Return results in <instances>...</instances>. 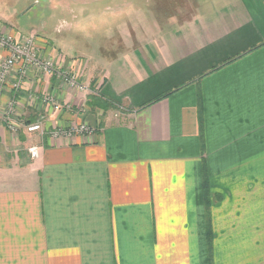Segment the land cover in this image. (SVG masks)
Returning <instances> with one entry per match:
<instances>
[{
    "label": "crops",
    "instance_id": "0c3cea01",
    "mask_svg": "<svg viewBox=\"0 0 264 264\" xmlns=\"http://www.w3.org/2000/svg\"><path fill=\"white\" fill-rule=\"evenodd\" d=\"M149 5L99 60L36 43L84 90L34 66L0 89V264H264V0ZM91 84L115 106L95 133L42 143L1 121L68 126L39 96L78 105Z\"/></svg>",
    "mask_w": 264,
    "mask_h": 264
},
{
    "label": "rangeland",
    "instance_id": "374dc122",
    "mask_svg": "<svg viewBox=\"0 0 264 264\" xmlns=\"http://www.w3.org/2000/svg\"><path fill=\"white\" fill-rule=\"evenodd\" d=\"M150 12L149 0H0V40L11 38L17 44L29 41L27 45L31 46L30 50L45 62L48 61L40 54L35 46L36 43L44 45L46 49L54 53L65 54L70 59H80L78 62H81L82 56L99 60L100 50L105 51L106 46L109 50L118 39L123 38V35H132L129 31L130 28H136L139 24L145 25ZM132 33L136 34L138 31L134 30ZM0 48L3 51L0 53V60L3 62L9 52L2 46ZM51 64L54 69L50 72L43 71L44 74L53 78H56L55 73L58 71L71 74L65 71L67 69ZM19 66L20 64H17L14 67ZM5 84L6 82L3 86ZM17 89L20 91V88ZM85 94L83 103H78L79 106L59 102L50 94L39 96L43 104L51 107L53 113L65 114L73 121L65 127L53 125L47 129L45 125L47 111L30 113V122L27 123H41L43 133L32 132L39 136V142L44 141L47 136L54 138L52 132L58 129L77 130L82 125L86 130L78 132L76 135L84 136L87 135V132L95 133L98 126L90 125L87 122L88 118L94 117L100 121L109 113L115 112L112 103L109 104L107 101L108 106L103 101H97L102 98L98 96L96 86L94 87L92 84L91 87L87 86ZM96 98L98 99L96 100ZM55 105L59 107L55 109ZM12 115L15 118L14 111H12ZM83 117L85 120L82 119ZM24 121L23 123H26L25 118ZM3 125L6 126L4 121ZM22 129L26 131L21 126L15 133L19 134ZM31 146L33 145L31 144Z\"/></svg>",
    "mask_w": 264,
    "mask_h": 264
},
{
    "label": "built area",
    "instance_id": "2783aa9c",
    "mask_svg": "<svg viewBox=\"0 0 264 264\" xmlns=\"http://www.w3.org/2000/svg\"><path fill=\"white\" fill-rule=\"evenodd\" d=\"M28 43L17 44L13 42L11 38H4L0 40V46H2L4 49H7L9 52V55L3 62H1L0 60V88H2L3 84L9 78L8 76L10 75L11 70L17 64H20L19 67L21 68V75L24 73V71H26V68L28 66H34L41 72H50L54 69L50 62L40 60L39 57L33 51L30 50L31 46L27 45ZM55 76L61 82H64L68 87L84 90L83 86L79 84L78 79L74 74H65L58 71L55 73ZM13 87L16 89L19 88L20 82L16 80L13 83ZM58 107V105H55V109H57ZM3 121L7 124L8 129H10L12 132H17L18 129L23 126L25 130L29 133L35 131H39V133L41 134L43 133L41 130L40 122L20 124L21 122L13 118L12 109L7 110L3 114ZM85 130L86 129L84 125L80 126L77 130L58 129L57 131L52 132V137H54L55 139H70L71 137L75 136L78 132H84ZM87 134L89 133L87 132ZM28 152L31 158H36L38 156V146L33 145L29 147Z\"/></svg>",
    "mask_w": 264,
    "mask_h": 264
},
{
    "label": "trees",
    "instance_id": "16d2710c",
    "mask_svg": "<svg viewBox=\"0 0 264 264\" xmlns=\"http://www.w3.org/2000/svg\"><path fill=\"white\" fill-rule=\"evenodd\" d=\"M169 93H171V92H167V93H165V94H163V95H161V96H159V97H157V98H155L153 101H155V100H157V99H160V98H162V97H165L166 95H168ZM94 99V98H93ZM98 98H96V100H97ZM98 102H105V103H107V100H104L103 98H102V100H97ZM108 104V103H107ZM109 104H110V102H109ZM109 104H108V106H109ZM115 107V106H114ZM204 183V197H205V208H207L208 207V200H207V195H208V189H207V186H206V182L204 181L203 182ZM208 218V217H207ZM208 222H209V220L207 219V231H209V225H208Z\"/></svg>",
    "mask_w": 264,
    "mask_h": 264
}]
</instances>
